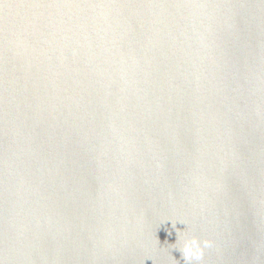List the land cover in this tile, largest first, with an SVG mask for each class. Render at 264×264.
I'll use <instances>...</instances> for the list:
<instances>
[{"label":"water","instance_id":"95a60500","mask_svg":"<svg viewBox=\"0 0 264 264\" xmlns=\"http://www.w3.org/2000/svg\"><path fill=\"white\" fill-rule=\"evenodd\" d=\"M264 264V0H0V264Z\"/></svg>","mask_w":264,"mask_h":264},{"label":"clouds","instance_id":"9594fccd","mask_svg":"<svg viewBox=\"0 0 264 264\" xmlns=\"http://www.w3.org/2000/svg\"><path fill=\"white\" fill-rule=\"evenodd\" d=\"M211 241L198 239L194 235L177 237V249L181 252L186 264H199L203 258L204 249L211 247Z\"/></svg>","mask_w":264,"mask_h":264}]
</instances>
